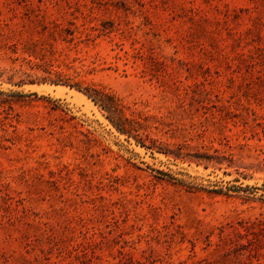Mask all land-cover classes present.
<instances>
[{
  "label": "rangeland",
  "instance_id": "obj_1",
  "mask_svg": "<svg viewBox=\"0 0 264 264\" xmlns=\"http://www.w3.org/2000/svg\"><path fill=\"white\" fill-rule=\"evenodd\" d=\"M0 264H264V0H0Z\"/></svg>",
  "mask_w": 264,
  "mask_h": 264
},
{
  "label": "trees",
  "instance_id": "obj_2",
  "mask_svg": "<svg viewBox=\"0 0 264 264\" xmlns=\"http://www.w3.org/2000/svg\"><path fill=\"white\" fill-rule=\"evenodd\" d=\"M51 66L52 65H47V67L45 68V70L47 71V74H50ZM56 79L57 80H55V81H52L50 79H42V83H49L51 85H64V86L68 87L69 89H75L78 92H82L86 96L87 99L91 100L95 105L98 104L106 112L113 113L114 108L110 103L112 100L107 94H105L101 91H98L96 89H93V88L81 89L78 84L69 85L67 83H62L59 80L58 76L56 77ZM112 124L119 133L129 135V131H127L123 127V123H121L120 121H118V123L112 122Z\"/></svg>",
  "mask_w": 264,
  "mask_h": 264
},
{
  "label": "bare ground",
  "instance_id": "obj_3",
  "mask_svg": "<svg viewBox=\"0 0 264 264\" xmlns=\"http://www.w3.org/2000/svg\"><path fill=\"white\" fill-rule=\"evenodd\" d=\"M38 89H44L46 91H52L53 89H56L57 91V94L67 90L66 88L64 87H60V86H48V85H43V86H40V87H37ZM73 92V91H72ZM83 97V96H82ZM88 101V100H87ZM90 103V102H89Z\"/></svg>",
  "mask_w": 264,
  "mask_h": 264
}]
</instances>
